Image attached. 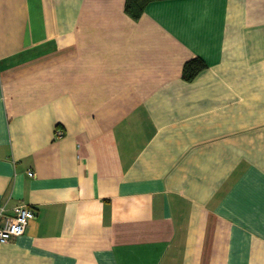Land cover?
I'll list each match as a JSON object with an SVG mask.
<instances>
[{
    "label": "crops",
    "instance_id": "obj_1",
    "mask_svg": "<svg viewBox=\"0 0 264 264\" xmlns=\"http://www.w3.org/2000/svg\"><path fill=\"white\" fill-rule=\"evenodd\" d=\"M125 2L0 0V264H264V0Z\"/></svg>",
    "mask_w": 264,
    "mask_h": 264
},
{
    "label": "built area",
    "instance_id": "obj_2",
    "mask_svg": "<svg viewBox=\"0 0 264 264\" xmlns=\"http://www.w3.org/2000/svg\"><path fill=\"white\" fill-rule=\"evenodd\" d=\"M28 174L30 177L34 176L30 172ZM33 218V211L29 207H16L12 216H5L3 218V223L0 227V245L24 235L29 222Z\"/></svg>",
    "mask_w": 264,
    "mask_h": 264
},
{
    "label": "trees",
    "instance_id": "obj_3",
    "mask_svg": "<svg viewBox=\"0 0 264 264\" xmlns=\"http://www.w3.org/2000/svg\"><path fill=\"white\" fill-rule=\"evenodd\" d=\"M154 1L159 0H126L125 12L133 19L138 20L142 16L146 6ZM204 69H206V65L201 59H193L185 64L182 78L185 81H192Z\"/></svg>",
    "mask_w": 264,
    "mask_h": 264
}]
</instances>
